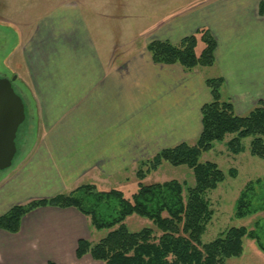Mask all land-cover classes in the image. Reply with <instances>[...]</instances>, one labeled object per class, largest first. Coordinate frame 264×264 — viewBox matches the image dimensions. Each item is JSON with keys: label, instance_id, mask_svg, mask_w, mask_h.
Instances as JSON below:
<instances>
[{"label": "crops", "instance_id": "1", "mask_svg": "<svg viewBox=\"0 0 264 264\" xmlns=\"http://www.w3.org/2000/svg\"><path fill=\"white\" fill-rule=\"evenodd\" d=\"M264 0H73L23 34L33 138L15 174L0 179V216L35 199L68 194L131 172L201 132L210 100L200 72L155 64L151 41L179 42L205 27L216 42L222 93L236 115L264 102ZM202 22L193 23V13ZM222 96V94H221ZM95 229L72 207H41L17 233L0 230V264H97L77 259Z\"/></svg>", "mask_w": 264, "mask_h": 264}, {"label": "trees", "instance_id": "2", "mask_svg": "<svg viewBox=\"0 0 264 264\" xmlns=\"http://www.w3.org/2000/svg\"><path fill=\"white\" fill-rule=\"evenodd\" d=\"M259 14L264 15V2L259 5ZM215 48L216 42L206 29L183 37L177 44L155 40L146 46L153 63L178 65L185 72L211 67L215 63ZM222 85V78L205 80L210 100L201 107V132L195 144L183 142L140 162L135 172L137 190L129 199L118 190L103 191L85 184L68 194L12 207L0 216V230L17 233L21 219L41 207H72L87 217L95 230H107L96 243L80 239L77 259L89 255L102 264H224L227 259L242 255L245 239L255 241L264 253L256 229L245 227H231L213 241L201 243L212 217L206 194L225 179L215 163L200 162L202 154L232 136L226 145L237 155L243 150L242 141L252 137L249 154L264 160V102L247 115H236L232 103L222 100ZM163 163L187 167L192 172L193 185L176 180L144 185L142 181ZM235 175L234 169L228 171L229 177ZM258 212H264V178L248 182L236 200V218ZM132 215L147 219L152 227L130 232L124 222Z\"/></svg>", "mask_w": 264, "mask_h": 264}, {"label": "rangeland", "instance_id": "3", "mask_svg": "<svg viewBox=\"0 0 264 264\" xmlns=\"http://www.w3.org/2000/svg\"><path fill=\"white\" fill-rule=\"evenodd\" d=\"M66 1L72 2L73 0H0V77L11 78L16 76L13 83L14 90L25 101V120L19 126L15 139L16 154L11 167L8 170L0 171V179L5 175L12 176L15 174L13 170H16L20 161L27 155L30 139L34 136L31 125L35 119L33 116L31 118L30 97L28 95L30 81L21 48L24 39L27 38H24L23 34L30 32L38 18L45 16L53 7H57ZM192 19L194 26L196 24L198 26L203 20L200 13L198 14L196 11H194ZM200 29L208 30L201 27L195 32ZM200 47L202 46H199V50ZM247 66L256 70L259 68L263 70L261 85L264 86V64L260 66L257 60H248ZM192 71L200 72L207 79L217 78L221 73L219 70L210 67H197ZM221 94L222 100L226 99L225 93L221 91ZM231 137L228 136L223 142L215 143L213 148L202 154L200 158V162L215 163L225 174L224 181L215 190L206 194L212 217L201 236V243L206 244L213 241L231 227H245L249 230L256 229L258 237L264 245V212H258L244 218L235 217L236 200L245 185L258 178H264V160L249 154L252 137L244 139L242 152L233 155L226 145ZM197 138L198 136L185 139L184 143L194 145ZM230 169L236 171L234 178L228 176ZM170 180L184 182L189 186L194 183L191 170L185 166L175 167L168 163H163L157 171L150 173L142 183L150 185ZM109 182V185L104 188L105 191L118 190L123 193L126 199H129L137 190L138 180L134 175H131V172H127L118 178H112ZM124 223L130 232H137L144 227H152L150 221L135 215L126 218ZM256 223L258 224L257 227H255ZM106 234L107 230L105 229L94 230L91 239H93L92 241H99ZM224 264H264V253L258 248L255 241L245 239L242 255L238 258L227 259Z\"/></svg>", "mask_w": 264, "mask_h": 264}, {"label": "water", "instance_id": "4", "mask_svg": "<svg viewBox=\"0 0 264 264\" xmlns=\"http://www.w3.org/2000/svg\"><path fill=\"white\" fill-rule=\"evenodd\" d=\"M15 80L16 76L0 77V171L12 165L17 131L25 120V103L14 90Z\"/></svg>", "mask_w": 264, "mask_h": 264}]
</instances>
